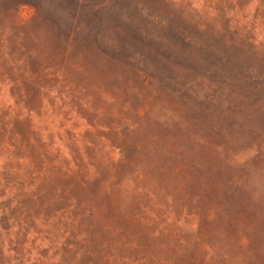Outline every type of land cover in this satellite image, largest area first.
<instances>
[{
    "label": "rangeland",
    "instance_id": "374dc122",
    "mask_svg": "<svg viewBox=\"0 0 264 264\" xmlns=\"http://www.w3.org/2000/svg\"><path fill=\"white\" fill-rule=\"evenodd\" d=\"M38 3L0 0V87L36 114L5 119L6 110L0 118V264H218L207 249L228 236L248 246L233 264H264V223L240 198L245 181L264 189V151L240 157L247 164L235 168H246V176L229 171L219 155L225 143L264 145V57L226 28L246 5L239 12L225 0L207 11L197 5L195 15L173 23L150 16L138 0H44L56 20L45 24ZM252 16L264 25V8ZM97 83L154 125L183 129L160 138L148 183L125 174L97 185L65 171L34 131L44 99L54 107L56 95L71 96L88 118L77 94ZM115 179L127 180L128 189L100 203ZM133 185L148 191L135 193ZM186 211L201 222L195 234L178 223L187 224Z\"/></svg>",
    "mask_w": 264,
    "mask_h": 264
},
{
    "label": "clouds",
    "instance_id": "9594fccd",
    "mask_svg": "<svg viewBox=\"0 0 264 264\" xmlns=\"http://www.w3.org/2000/svg\"><path fill=\"white\" fill-rule=\"evenodd\" d=\"M138 2L150 7V16L170 18L171 22L175 23L185 16L195 15V6L198 5L207 11L210 5L217 4L220 0H138ZM225 2L230 7H234L237 12L246 5L244 14L237 20L226 24V28L233 29L234 37L238 33L241 43L246 45L253 55L264 57V25H259L252 16L257 8H264L261 0H251L250 4L247 0H225ZM59 6H63V3L61 2ZM33 7L37 9L38 17L45 24L49 21L56 23L54 11L44 7V0H39V3ZM110 55L115 57L116 53H110ZM54 98L56 100L54 107L48 103V99H44V114L37 120L34 131L43 133L41 139L47 146L48 153L58 157L56 161L58 164L66 165L65 171L69 168L81 171L87 177L96 179L97 185L102 184L110 175L120 178L125 174L134 175L138 183H148L155 167L152 155L161 147L160 138L180 135L183 132L179 122L175 131H172L167 127L154 125L142 114L137 115L131 102L117 93H108L104 85L100 83L88 85L77 94V99L82 109L88 114V118L79 114L71 96L56 95ZM6 110L9 116L5 118ZM17 111L22 113L21 119L36 115L29 113L23 102L18 103L17 100L7 95L3 87H0V118L10 119ZM53 112L55 115H52ZM88 119H92L93 123L89 124ZM85 133H91V137L86 136ZM50 135L53 137L52 140L49 139ZM261 151H264V145L260 148H257L255 144L250 148H240L225 143L219 155L225 166H232L229 167V171L236 170L246 176V168L236 169L235 165H246L247 161L241 160V156L248 153L251 156H257ZM5 163V158L0 156V188H3L5 183ZM19 163L23 165L25 161L21 160ZM77 165L80 167L77 168ZM242 188L240 198L242 201H247L245 210L251 208L249 215L259 217L264 223V189L250 188L247 181L243 183ZM127 189V180H108V186L100 194V203H104L111 195L119 197ZM132 189L135 193L148 191V188L143 186L136 188L133 185ZM93 191H96L95 186ZM5 198L0 196V202ZM153 200L155 201V197ZM172 203V196H168L167 204L172 205ZM152 215L154 217V213ZM184 217L187 219V224H185V219L181 218L178 221L179 225L195 234L201 228L199 218L195 213L189 216L187 211ZM165 220L166 225H171L174 217H165ZM31 235L34 239L35 233ZM28 247H31V240ZM207 250L209 259L217 257L218 264H233L236 257L242 259L246 257L248 246L242 238L228 236L223 243L214 248L208 247Z\"/></svg>",
    "mask_w": 264,
    "mask_h": 264
}]
</instances>
